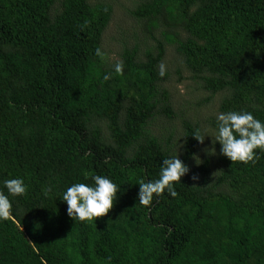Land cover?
I'll return each instance as SVG.
<instances>
[{"label":"trees","instance_id":"trees-1","mask_svg":"<svg viewBox=\"0 0 264 264\" xmlns=\"http://www.w3.org/2000/svg\"><path fill=\"white\" fill-rule=\"evenodd\" d=\"M113 14L110 0H0V187L27 185L0 222V264H264V152L247 164L219 152L191 168L200 129L184 123L189 172L177 195L138 200L139 183L176 154L147 130L167 99V46L210 97L224 95L221 112L264 121V0H138L126 14L154 46L141 51L119 30L118 60L102 62ZM95 175L119 186L114 206L74 221L62 193Z\"/></svg>","mask_w":264,"mask_h":264},{"label":"clouds","instance_id":"clouds-1","mask_svg":"<svg viewBox=\"0 0 264 264\" xmlns=\"http://www.w3.org/2000/svg\"><path fill=\"white\" fill-rule=\"evenodd\" d=\"M95 55L103 62L108 59V54L97 47ZM125 65L122 61L115 63L113 71L123 75ZM161 78L167 75V68L162 63L159 66ZM112 78L109 72L103 75V81L108 82ZM194 136L200 143L205 137H213V148L210 154H215L216 143L221 145L220 152L231 162L247 164L255 162L257 150L264 152V121L257 119L253 113L247 111L220 112L216 116V125L213 134L206 130H198ZM176 154L163 160L160 167L159 177L148 182L141 181L138 200L143 206H150L154 196H161L166 190L169 195H177L175 182L189 172L188 166ZM197 165L202 161L193 154ZM87 179V177H86ZM193 181L199 177L193 176ZM92 183H74L62 193V200L67 204V214L74 221L88 222L98 217L106 216L113 208L117 199L119 186L109 177L95 175L91 178ZM47 191H51L48 188ZM27 193V185L23 178L5 179L0 187V222L8 220L13 215V203L10 197H22Z\"/></svg>","mask_w":264,"mask_h":264},{"label":"rangeland","instance_id":"rangeland-1","mask_svg":"<svg viewBox=\"0 0 264 264\" xmlns=\"http://www.w3.org/2000/svg\"><path fill=\"white\" fill-rule=\"evenodd\" d=\"M60 1V0H58ZM106 0H91V3ZM114 7V14L111 24L104 33L103 50L108 54L109 62H115L119 58L122 49L120 39L123 38L119 30L126 35L136 33L139 38V45L141 51L147 47L154 46L151 40H143L144 37L137 32L133 22L127 16L126 10L133 9L138 0H110ZM58 6V2L56 4ZM158 37V36H157ZM135 41L129 38V45ZM145 42V43H144ZM167 68L168 79L160 84V89L167 93V99L160 100L159 108L156 111L154 118L149 122L147 130L153 135L163 141H168L167 145L171 152H182L183 140L182 135L184 131V123H189L198 126L200 130H206L208 134H213L216 125V116L221 111L219 106L224 99L223 94H216L212 97L202 88V85L194 81L192 75L184 68L181 59L176 54L173 47L167 46L165 55L161 64ZM167 104L168 113L161 111V105ZM103 129V134H106V123L100 124ZM101 129V130H102ZM213 137H205L201 143L196 156L203 162L208 160L215 165L217 161V154L220 152L221 145L216 143L215 154H210L213 148ZM199 165L193 159L191 168ZM216 170V168H215ZM214 174L211 173L210 179H214Z\"/></svg>","mask_w":264,"mask_h":264}]
</instances>
